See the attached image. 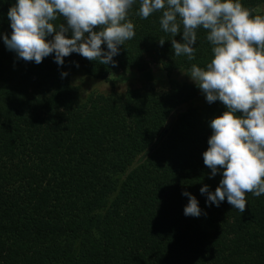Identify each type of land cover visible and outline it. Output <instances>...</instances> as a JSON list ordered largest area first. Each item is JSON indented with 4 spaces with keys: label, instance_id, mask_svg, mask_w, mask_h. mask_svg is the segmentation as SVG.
Wrapping results in <instances>:
<instances>
[{
    "label": "trees",
    "instance_id": "16d2710c",
    "mask_svg": "<svg viewBox=\"0 0 264 264\" xmlns=\"http://www.w3.org/2000/svg\"><path fill=\"white\" fill-rule=\"evenodd\" d=\"M16 3L0 0V264H264V194L246 193L241 213L227 199L207 204L200 192L207 185L214 193L222 179L223 170L209 178L203 153L210 122L225 107L205 98L177 112L197 88L170 76L210 63L206 30H197L195 59L177 57L174 37L160 26L162 12L143 19L141 0H134L127 19L135 36L119 46L115 66L78 53L62 66L54 53L37 65L3 42ZM241 3L264 16L256 12L264 0ZM150 64L165 72L164 90L81 98L71 83L75 73L106 81ZM184 192L206 215H184Z\"/></svg>",
    "mask_w": 264,
    "mask_h": 264
},
{
    "label": "clouds",
    "instance_id": "9594fccd",
    "mask_svg": "<svg viewBox=\"0 0 264 264\" xmlns=\"http://www.w3.org/2000/svg\"><path fill=\"white\" fill-rule=\"evenodd\" d=\"M133 3L17 0L8 11L12 33L10 38L3 36V42L19 59L37 65L54 53L62 66L65 57L78 53L89 61L115 66L119 46L135 36V26L127 19ZM158 11L162 30L174 37L171 45L177 57L195 59L197 30H206L213 58L206 68L193 64L190 79L209 104L219 101L226 110L210 122L212 135L203 153L209 178L223 170L222 179L214 193L207 185L200 192L207 194L209 205L219 207L227 199L243 213L246 193L264 194V16L253 15L241 0H141V18ZM60 18L64 22L57 24ZM177 35H182V42L175 39ZM159 43L163 46L165 41ZM182 195L189 198L185 216L206 215L195 196Z\"/></svg>",
    "mask_w": 264,
    "mask_h": 264
},
{
    "label": "rangeland",
    "instance_id": "374dc122",
    "mask_svg": "<svg viewBox=\"0 0 264 264\" xmlns=\"http://www.w3.org/2000/svg\"><path fill=\"white\" fill-rule=\"evenodd\" d=\"M262 7L258 8L256 12L263 11ZM190 71H176L170 77L178 82L186 83L197 88V96L195 100L184 105L177 110V112L184 111L187 107H201L205 102V96L201 90L190 79ZM167 76L160 66L150 64L148 70L145 72H136L134 70L123 71L118 73H111L107 76V80H94L83 76L80 73H75L71 77V83L79 89L81 98L89 94H108L115 95L123 94L128 88H143L152 87L156 91L164 90L167 87Z\"/></svg>",
    "mask_w": 264,
    "mask_h": 264
},
{
    "label": "water",
    "instance_id": "95a60500",
    "mask_svg": "<svg viewBox=\"0 0 264 264\" xmlns=\"http://www.w3.org/2000/svg\"><path fill=\"white\" fill-rule=\"evenodd\" d=\"M165 132H166V131H164L163 134H165ZM152 149H153V147H150V148L145 152V154L147 155Z\"/></svg>",
    "mask_w": 264,
    "mask_h": 264
}]
</instances>
